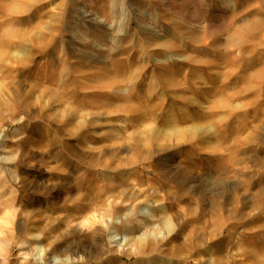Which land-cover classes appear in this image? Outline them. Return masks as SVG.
Wrapping results in <instances>:
<instances>
[{"label":"rangeland","instance_id":"374dc122","mask_svg":"<svg viewBox=\"0 0 264 264\" xmlns=\"http://www.w3.org/2000/svg\"><path fill=\"white\" fill-rule=\"evenodd\" d=\"M0 206V264H133L84 262L104 208L113 255L172 224L142 263L206 228L173 264H264V0H0Z\"/></svg>","mask_w":264,"mask_h":264},{"label":"bare ground","instance_id":"6f19581e","mask_svg":"<svg viewBox=\"0 0 264 264\" xmlns=\"http://www.w3.org/2000/svg\"><path fill=\"white\" fill-rule=\"evenodd\" d=\"M169 121L172 122V123L174 122V120L172 118ZM170 125H172V124H170ZM170 125H168L169 127H167V129H158V128H155V127L151 128V129L145 131L144 133H142L137 139L139 141H143V142L152 144V143L157 142V141H162V140L167 141V140L172 139V138L179 139V140H181V139H191V138H194L196 136H201L200 135L201 133L208 131L207 126L205 124H200V123L199 124L196 123L195 125H192V126H189V125L185 126V127L184 126L183 127L180 126V127H177V128H174V125H172V126H170ZM79 128L82 129V127H79ZM143 159H147V158L145 157ZM89 162H91V161H89ZM135 162L136 161L129 159L127 161V163H125V164L116 165L113 162V160H110L108 162H101L99 164L100 166L98 168L99 169L103 168L104 171H107V172H110V171H112V172L113 171L114 172H116V171L120 172L121 168H123L122 167L123 165H125V166H126V164L127 165H134ZM168 167L171 170H173V172H175V173L178 172V170H179V167H177V166L175 167V166L169 165ZM128 173H129L128 171H124V173L121 174V175H123L124 178H120V176H119V178H116L117 182H119V184L122 183V182L123 183L127 182V179H129V178H127V176H125V175H127ZM133 174L134 173L129 174V175H133ZM111 177H114V176H111ZM109 182L112 183L113 179H110ZM117 182H113V184H116ZM139 185H142V183H139ZM202 192L205 195L211 193L209 188L207 190L202 191ZM217 193H219V192H217ZM154 194H155L154 191H152V192H148L147 191L146 197H149V198L151 197L152 198V196H155ZM219 194H221L222 197H224L226 195V191L223 190ZM127 197H128L127 199H135L134 196L133 197L127 196ZM92 199L94 201H97L98 196H94V197H92ZM2 212H3V208H1V206H0V222L1 221L2 222H8L12 218V214L15 213L11 209H8L6 212H3V213ZM1 213H2V215H1ZM111 213L112 212L110 211L109 208L108 209L104 208L103 212L99 213V215H97L98 216L97 221L93 222V228H92V231H91L92 232L91 234H92V237H93V245L91 244V246L88 249L85 250L86 253L84 252V254L82 256L84 262L90 261V260H93V259L94 260H98V261H101L103 259L113 260V257H114V259H118V258L124 259L125 258V259L129 260L133 264H144V263L147 264L146 261H144L142 263L140 261V258L137 257V255H145V254H146V256L147 255H153L157 251H159L160 253H163L164 249H161L162 245H164L163 240L167 238L170 241L172 236L176 232V228H174V226L172 224L171 225L168 224L167 225V229H164L162 226L160 228V229L164 230L163 231L162 240H158L156 236L154 237V236H151V235H147L146 233L139 234V235L135 236L133 239H131V240L126 242V245H130V249H129L128 253H126V257L125 256L119 257L118 255H113V252H111L107 248V246H106V244L104 242L105 241V233H106V231H105V228L103 227L102 224L104 222L105 215L106 214L110 215ZM81 219L84 222L88 221V219L85 217L84 214L81 216ZM174 222H176L175 225H176V227H178L179 223L176 220ZM223 224H222V226L224 227ZM127 225L129 227H132V228L135 226L133 224V221L130 220V219H127L125 221L124 226H127ZM153 233H155V231H153ZM160 233H161V231H160ZM212 237H213V235L209 231H207L206 228L203 229L201 232H196L194 230L193 231L191 230L189 232V234H188V237L185 240L180 242L177 246L176 245L173 246V248L170 251V253L168 252L167 255H169V256L167 257V259H168L169 262L168 261H164V262H160L159 261V262H153L152 264H173L171 262V260L174 259V258H179V257L180 258L182 257L183 262H184L185 258H188L187 257L188 255H191V254L195 253L194 251H196L197 249L202 248V246L207 245L209 243V241L212 239ZM4 249H6V248H4ZM68 252H70V254H66L67 256L68 255H74V253H76L75 249L71 245H69V247L66 250V253H68Z\"/></svg>","mask_w":264,"mask_h":264}]
</instances>
